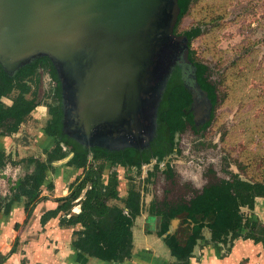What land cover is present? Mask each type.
I'll list each match as a JSON object with an SVG mask.
<instances>
[{"label": "water", "instance_id": "95a60500", "mask_svg": "<svg viewBox=\"0 0 264 264\" xmlns=\"http://www.w3.org/2000/svg\"><path fill=\"white\" fill-rule=\"evenodd\" d=\"M178 15L177 0H0V66L18 70L46 58L70 135L88 145L92 136L103 146L129 137L139 144L177 84L193 97L195 122L210 118L187 39L173 32ZM173 75L178 83L168 88Z\"/></svg>", "mask_w": 264, "mask_h": 264}, {"label": "trees", "instance_id": "16d2710c", "mask_svg": "<svg viewBox=\"0 0 264 264\" xmlns=\"http://www.w3.org/2000/svg\"><path fill=\"white\" fill-rule=\"evenodd\" d=\"M198 0H177L179 15L174 26L173 32L176 35L185 36L188 46V60L191 73L200 89L207 93L213 106L216 105L217 94L214 84L208 81V66L194 57V52L190 50L191 42L195 37L207 33L200 28L191 29L177 33V26L181 19L188 13L190 7ZM225 13L211 16L208 19L210 27L219 30L221 24L224 25ZM203 23V22H202ZM47 65L48 60L45 59ZM37 59L23 66L17 73L9 76L0 66V129L1 135H11L18 131L19 126L36 106L34 101L35 91L31 92V99L25 98L30 93L31 87L27 82L35 83L34 76L37 70ZM50 68L52 66L49 63ZM176 70H181L176 65ZM53 71V69H52ZM54 73V71H53ZM16 92L15 96L12 94ZM184 84L173 86L167 96V107L159 113V120L164 122L169 135L174 132H182L187 119V105L190 102V96ZM57 103L60 102L59 90L56 95ZM3 98H11V104L6 105ZM244 100V99H242ZM59 104L49 105L51 118L45 127L46 134L54 141L53 146L48 150H43L44 159L29 157L21 159L17 164L25 162L32 166V170L18 179L16 186L9 190L11 198H5L4 202L0 200V207L4 213H8L15 201L24 199L23 209L25 221L31 216L36 204L42 200L41 187L46 180V173L53 168V163L71 157L64 163L66 166L79 168L81 174L68 187V194L65 197L57 198V207L48 211L41 218L42 224L45 218H53L61 213L59 224L66 227L79 226L73 230L71 241L72 247L85 254L88 257L107 262H123L130 258L132 250V225L134 220L143 211L142 193L132 183L129 184L127 195L121 199L118 193L119 178L117 167L134 168L139 173L141 164L133 160L132 153H125L110 156L107 153L94 150L90 157L84 147H69L68 141H59L57 137V127L59 123L60 111ZM214 113V112H213ZM210 119V118H209ZM213 119V114H212ZM208 122L205 127L209 126ZM241 126V125H240ZM246 126L247 131L239 134L238 139L248 146L252 141H256L257 149L252 151L244 150L243 161L250 171L252 166L260 167L264 164V149L260 148L261 140H264V134L259 129V124ZM63 146L66 147L63 150ZM8 155L0 151V168L7 166ZM161 156L159 161H161ZM242 160V159H241ZM111 161V162H110ZM110 162L109 173L104 181V172L106 163ZM15 165L16 163H10ZM158 168V164L155 165ZM242 171V166L238 165ZM259 173V179H242L240 175L233 172H226L227 179H217L202 187L186 204L181 202L175 205H169L166 202L156 204L151 202L149 213L161 217V226L158 234H166L168 230V221L178 215L186 214L187 221L194 223L192 235L188 244L181 248L173 237H166V243L170 248L171 254L177 259H185L190 254L191 248L197 239L201 238L200 233L203 229H208L212 242H221L224 246L228 243V249L231 246L234 236L241 230H245L244 238L253 240L254 243H262L264 246V225L257 220H250L253 213L254 201L256 198H264V170ZM257 174V173H255ZM151 174L148 176V178ZM258 176V175H257ZM146 179L148 181L149 179ZM47 188L51 190L53 185L50 183ZM121 201L123 206L110 205L109 201ZM75 205L80 206L77 214L72 213ZM246 210L247 214L244 213ZM201 214V215H198ZM164 219V220H162ZM5 257H0V263ZM183 263V261L179 262Z\"/></svg>", "mask_w": 264, "mask_h": 264}, {"label": "rangeland", "instance_id": "374dc122", "mask_svg": "<svg viewBox=\"0 0 264 264\" xmlns=\"http://www.w3.org/2000/svg\"><path fill=\"white\" fill-rule=\"evenodd\" d=\"M187 1L184 0V3ZM221 12L225 13L224 25L214 30L206 18ZM200 28L208 31L194 38L190 50L197 60L208 66V81L216 87L217 101L213 119L198 137L177 133L173 139V151L167 127L163 124L161 138L149 149L152 153H145V160L151 158L149 164H143V160L139 173L131 167H117L120 178L118 187L122 189V194L127 192L130 183L135 185L142 193L143 212H148L151 202L186 204L204 185L217 179H227L226 172L237 173L242 179L252 178V175L254 179H259L258 172L264 170L263 164L260 167L252 166L249 171L246 163L242 162L244 150L255 153L256 141L246 146L242 138L238 139L243 131L241 126L245 133L249 124H253L254 129L259 124L264 134V0H198L181 19L177 33ZM39 73L37 101L41 105L26 117L17 133L1 142L0 149L10 154V162L4 168L6 173L0 172L1 181L6 185L7 182L13 184L21 177L19 175L31 170V166L25 162L17 164L21 159L32 156L44 159L42 150L44 147L49 148L53 142L49 138V144L45 145L41 139L46 137L42 130L51 118L47 105L55 104L52 94L57 83L51 79L48 71L40 70ZM177 83V75H173L168 88ZM3 102L9 105L11 98H3ZM166 107V102H163L160 110ZM259 144L264 149V140ZM156 152L163 159L157 169L154 168L155 155L151 156ZM91 154L90 150L88 156ZM12 162L16 164H10ZM64 162H56L53 170L63 166ZM238 165L242 166V171ZM111 169L108 162L104 181ZM47 184L43 185L46 189ZM0 188L7 189L3 184ZM244 213L247 214L246 210ZM184 215L182 222L189 224L192 230L195 224L187 221ZM206 233H209L208 229L203 230V234ZM186 234L185 230L183 236Z\"/></svg>", "mask_w": 264, "mask_h": 264}, {"label": "crops", "instance_id": "0c3cea01", "mask_svg": "<svg viewBox=\"0 0 264 264\" xmlns=\"http://www.w3.org/2000/svg\"><path fill=\"white\" fill-rule=\"evenodd\" d=\"M5 139L0 138V148ZM41 140L42 143L49 144L48 137ZM0 172L6 173L5 170ZM81 172L79 168L66 165L56 167L55 170L49 169L44 184L51 183L53 188L48 190L41 187L40 195L44 198L36 204L27 221L23 198L15 201L7 214L0 207V257H5L0 264H264V246L260 242L254 243L253 240L244 238L245 230L234 236L228 249V243L224 246L221 242H212L209 238L210 232L204 235L203 229L201 238L194 242L190 254L179 260L171 254L165 239L167 236L173 237L179 247H185L192 235L190 225L183 223L184 217L178 215L169 220L172 226H169L166 234L160 236L158 232L161 217L150 214L149 210L142 211L133 222L129 259L123 262H107L86 256L71 245L72 232L79 226L71 228L60 225L61 213L53 218H45L43 224L41 222L45 213L57 207L56 199L68 194L69 184ZM1 180L0 178V186L3 184L7 187L0 188V200L4 202L5 198H11L9 190L16 186L18 180L13 184L7 182V185ZM118 193L121 199L127 195V192L123 195L119 187ZM109 204L123 206L122 202L117 200H111ZM79 211V205L72 209L74 214ZM252 212L250 220H257L264 225V198L255 199ZM185 230L187 234L183 236ZM181 261L183 263H179Z\"/></svg>", "mask_w": 264, "mask_h": 264}, {"label": "flooded vegetation", "instance_id": "af4514ba", "mask_svg": "<svg viewBox=\"0 0 264 264\" xmlns=\"http://www.w3.org/2000/svg\"><path fill=\"white\" fill-rule=\"evenodd\" d=\"M37 59V62H36V65H37V70H36V72H35V76H34V81H35V83H32V82H27L29 85H30V87H31V91H30V93H28V94H26L25 95V98H27V99H31L32 97H33V95H32V93L31 92H33V91H35V94L36 95H34V99H35V101H34V103H35V107H34V109L36 108V107H38V106H40L41 104L37 101V86H38V84L40 83V73H39V71L40 70H43V71H48L49 73V75H50V77H51V79H54L55 81H56V83H57V86H55L54 87V89H53V94H52V98L54 99V101H55V104H58L59 103V106H58V109H59V111H60V120H59V123L56 125V127H57V137H56V139L57 140H59V141H62V140H65V141H68V143H69V147H84L85 148V150L87 151V152H89L90 150H91V152H93L94 150H100V151H103V152H105V153H107L108 155H110V156H115V155H120V154H125V153H129V152H131L132 153V156H133V160L136 162V163H142V161L144 162L143 164H149L150 163V159H148V160H145L144 159V156H145V153H152V151H150L149 152V149L151 148V146L152 145H154L156 142H158L159 141V139L161 138V128H162V125L164 124L165 125V123L164 122H161L160 120H159V113L161 112V110H160V106H161V103H162V99L160 100V102H159V104H158V107H157V113H156V115H155V123H153L152 124V128H150V130H149V132L151 131V137H150V139L148 140V141H145L142 137H140V139L139 140H141L140 142H139V144L138 143H136V142H132L131 143V137H129L128 138V140L127 141H123L122 143H119L118 141H111V140H106V142H105V146H103V145H100L99 144V142H98V138H94L95 136H92V138H91V143H90V145H88L87 144V142L85 141V139L84 138H78V137H76V135L75 136H72V135H70V133H69V128H70V124L68 123V122H65V126H64V123H63V120H64V107H63V104H62V98H61V94H60V90H59V82H58V79H57V76H56V74L55 73H53V71H52V69L50 68V66H49V63H48V65H47V63H46V61H45V59L46 58H36ZM35 59V60H36ZM32 61H34V60H32ZM49 62V61H48ZM2 68V67H1ZM3 69V68H2ZM21 69V68H20ZM20 69H18V70H12V71H5L4 70V72L5 73H7L9 76H12L14 73H17ZM32 86H33V88H32ZM59 90V95H60V102H58L57 103V101H56V98H55V96L54 95H56V93H57V91ZM189 92V91H188ZM203 92V91H202ZM164 93V92H163ZM189 96H190V102H189V104L186 106L187 108V119L185 118L184 120H185V126H184V129H183V131L182 132H180L179 133V135H185V136H189V137H192V138H194V137H198V136H200V134L201 133H203V131H205L206 129H207V127H205V125L208 123V122H210V120L212 119V114H213V112H214V109H215V106H213V104L211 103V101H210V99H209V97H208V95H207V93H205L204 92V94H205V96L208 98V100L210 101V103H211V109H210V119L209 120H206V121H203V122H195V117H194V109H193V107H194V105H193V107H192V104H193V97H192V95H191V93L189 92ZM162 96H163V94H162ZM162 98V97H161ZM55 104H52V105H55ZM47 107H48V112H49V105H47ZM33 109V110H34ZM32 110V111H33ZM31 111V112H32ZM30 112V113H31ZM67 120V119H66ZM48 123V122H47ZM47 123H46V125H47ZM22 124V123H21ZM20 124V125H21ZM46 125L44 126V128H43V130H42V132H43V134L44 135H46V137L45 138H51V137H49L47 134H46V132H45V127H46ZM20 127V126H19ZM74 129V128H73ZM19 130V129H18ZM94 130H96V129H94ZM74 131H76V129H74ZM0 132H1V129H0ZM18 132V131H17ZM16 132V133H17ZM96 132H97V130H96ZM76 133V132H75ZM178 132H174V134L173 135H169V140H171V151H173V150H175L173 147V139H174V137H175V135L177 134ZM15 134V133H14ZM14 134H11V135H9V136H7V135H1L0 134V138H6V137H10V136H12V135H14ZM93 135H96V133H94ZM42 141V140H41ZM133 141V140H132ZM53 143H54V141L52 142V145L51 146H49V148H51L52 146H53ZM43 144V143H42ZM45 144V143H44ZM45 145H47V144H45ZM74 145V146H73ZM49 148H45L44 147V149L43 150H48ZM66 149V147H64L63 146V150H65ZM43 150H42V155L44 156V154H43ZM0 151H3L4 153H5V155H10V154H7L6 153V151H4V150H2V149H0ZM71 155H72V153L67 157V158H65V159H63V160H65V162L69 159V157H71ZM155 155V156H154ZM151 156H154V167H155V165H157L158 164V166H159V163L161 162V161H159V158H160V156L162 157V155L161 154H159V152H156L155 154H151ZM33 157V156H32ZM45 157V156H44ZM29 158V157H28ZM34 158H37V157H34ZM27 159V158H26ZM40 159V158H39ZM40 160H43V159H40ZM163 160V159H162ZM64 162V163H65ZM111 162V161H110ZM109 162V163H110ZM56 163V162H55ZM55 163H53V166H54V164ZM108 163V162H107ZM106 163V164H107ZM141 168V167H140ZM134 169V168H133ZM0 170L2 171L3 169H1L0 168ZM31 170H32V166H31ZM31 170L29 171V172H31ZM29 172H27V173H29ZM26 174V173H25ZM25 174H22V175H19V176H24ZM21 177H18L16 180H18V179H20ZM205 186V185H204ZM202 189V188H201ZM201 189H200V191H201ZM199 191V192H200ZM199 192H197V193H199ZM196 193V194H197ZM195 194V195H196ZM194 195V196H195ZM193 196V197H194ZM192 199V198H191ZM190 199V200H191ZM182 203V202H181ZM187 203V202H186ZM177 204V203H176ZM183 204H185V203H183ZM149 208V207H148ZM185 214V213H184ZM181 217L183 216V215H180ZM178 218V217H177ZM189 225V224H188ZM169 226H170V221H168V228H169Z\"/></svg>", "mask_w": 264, "mask_h": 264}]
</instances>
